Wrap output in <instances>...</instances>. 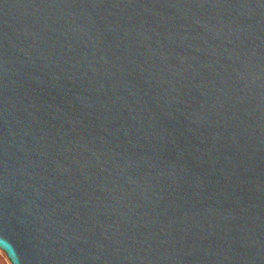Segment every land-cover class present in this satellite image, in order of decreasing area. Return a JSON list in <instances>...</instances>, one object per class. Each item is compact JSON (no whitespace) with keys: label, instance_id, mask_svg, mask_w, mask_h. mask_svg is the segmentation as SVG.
Listing matches in <instances>:
<instances>
[{"label":"water","instance_id":"obj_1","mask_svg":"<svg viewBox=\"0 0 264 264\" xmlns=\"http://www.w3.org/2000/svg\"><path fill=\"white\" fill-rule=\"evenodd\" d=\"M11 264H264V0H0Z\"/></svg>","mask_w":264,"mask_h":264},{"label":"rangeland","instance_id":"obj_2","mask_svg":"<svg viewBox=\"0 0 264 264\" xmlns=\"http://www.w3.org/2000/svg\"><path fill=\"white\" fill-rule=\"evenodd\" d=\"M0 264H11L6 254L0 250Z\"/></svg>","mask_w":264,"mask_h":264}]
</instances>
